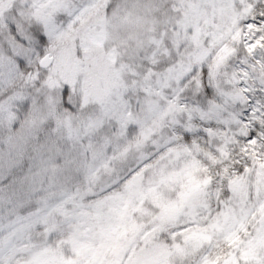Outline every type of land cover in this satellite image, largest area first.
<instances>
[{
	"label": "snow or ice",
	"instance_id": "6c2138e0",
	"mask_svg": "<svg viewBox=\"0 0 264 264\" xmlns=\"http://www.w3.org/2000/svg\"><path fill=\"white\" fill-rule=\"evenodd\" d=\"M0 264H264V0H0Z\"/></svg>",
	"mask_w": 264,
	"mask_h": 264
}]
</instances>
